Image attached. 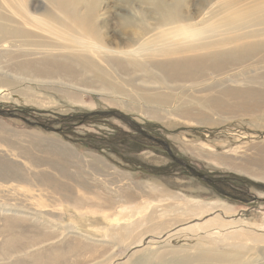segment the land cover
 I'll return each instance as SVG.
<instances>
[{"label": "rangeland", "instance_id": "rangeland-1", "mask_svg": "<svg viewBox=\"0 0 264 264\" xmlns=\"http://www.w3.org/2000/svg\"><path fill=\"white\" fill-rule=\"evenodd\" d=\"M27 3L38 8L37 13L42 10L35 0ZM132 3L134 10L147 11L149 7L147 3ZM113 6V0H102L100 7H106L110 15H102V20L106 18L107 29L121 30ZM11 48L8 44L0 48V109L16 108L24 113L18 112L14 118L0 115V264H11L16 258L30 262L31 253L47 255L49 251L60 255V264H84L92 258L108 264L111 256H118L132 241L136 244L109 264H176L178 257L202 251L217 257L237 251L244 264H264V181L228 170L233 167L260 173L264 98L253 97L260 105L250 113L242 112L241 105L201 108L215 122L201 125L189 122L192 120L179 112L187 100L201 94L190 91L187 98L173 104L176 111L166 115L168 122L150 120L136 103L126 109L109 104L107 93L111 92L96 83L74 86L59 76L47 79L18 73L13 64L23 57L5 52ZM261 57L250 60L254 67L245 76L263 75ZM109 71L132 93L120 74ZM13 79L21 84L8 87ZM156 85L155 89H160ZM255 86L259 90L264 87L262 81ZM245 87L254 86L244 84L241 88ZM21 88L30 89L37 98L21 95L17 92ZM104 110L121 111L164 138L177 157L214 179H223L227 190L240 194L241 200L192 177L173 163L164 149L134 150L133 146H141L122 139L133 132L126 122L114 116L81 119L84 113ZM21 117L50 124L60 132L30 125ZM37 136L52 137L66 145L61 148L65 153H48L35 145ZM150 214L155 216L153 223H184L160 235L139 238V229L148 225L145 217ZM212 217L220 223L213 221L204 230L180 231ZM7 221L14 222V227L9 229ZM134 224L138 228L134 229ZM122 225L130 227L119 231ZM42 230L46 238L38 237ZM11 232L23 238V245L6 251L2 245ZM32 237L37 240L35 245ZM174 250L176 254L170 252Z\"/></svg>", "mask_w": 264, "mask_h": 264}, {"label": "bare ground", "instance_id": "bare-ground-1", "mask_svg": "<svg viewBox=\"0 0 264 264\" xmlns=\"http://www.w3.org/2000/svg\"><path fill=\"white\" fill-rule=\"evenodd\" d=\"M27 1L0 0V48L8 44L12 48L6 53L23 57L13 64L18 73L47 79L59 76L74 86L93 82L111 92L107 93L111 98L109 104L126 109L130 103H136L139 106L136 108L145 111L148 119L167 122L166 115L176 111L173 104L187 98L190 91L201 94L190 98L195 102L187 100L179 112L192 120L189 122L201 125L214 122L201 108L241 105L242 112L250 113L260 105L253 97L264 98V87L259 90L255 86L260 81L264 85V73L245 76L246 71L254 67V64L249 65L250 60L260 54L259 61L264 59V0L246 3L241 0H113L114 18L121 30L107 29L105 19L110 15L106 7H100L102 0H35L42 6L40 13H37L38 8H30ZM132 2L147 3L149 7L147 11L134 10ZM102 15L107 17L102 20ZM109 69L122 76L119 78L132 93L125 91L121 81L116 82ZM12 82L8 87L21 84V80ZM155 83L160 89H155L158 86ZM244 84L255 88H241ZM17 92L37 98L30 89L21 88ZM122 98H127L128 102ZM50 139L37 136L35 145L48 153L63 155L65 151L61 148H67L66 145ZM258 166L260 173L257 174L233 167L228 170L264 181V161H259ZM227 210L226 214L230 211ZM154 217L153 214L145 217L151 224L139 229V238L145 234L160 235L184 223L181 220L175 224L168 220L153 223ZM219 220L212 217L180 231L204 230L211 222ZM7 223L9 229L14 227V222ZM129 227L122 225L119 231L124 232ZM39 233L38 237L46 238L43 230ZM32 241L35 245L37 240ZM134 242H130L129 247L134 246ZM22 245L23 238L11 232L2 247L8 251L13 247L20 249ZM125 251L111 256L108 264ZM170 252L176 254L175 250ZM237 253L217 257L202 251L180 256L175 263L244 264ZM29 259L30 262L16 258L11 264L61 263L60 255L52 251L47 255L33 252ZM84 264H102V260L92 258Z\"/></svg>", "mask_w": 264, "mask_h": 264}, {"label": "water", "instance_id": "water-1", "mask_svg": "<svg viewBox=\"0 0 264 264\" xmlns=\"http://www.w3.org/2000/svg\"><path fill=\"white\" fill-rule=\"evenodd\" d=\"M17 111L23 112V110L21 111L20 109H16V108L15 109H0V115L1 116H7L10 118H14V117H18V115L16 114ZM90 116H102V117L103 116H114V117H116V118H118V119H120L126 123H130L133 121L126 114H124L118 110H104V111H94V112L84 113L82 115L81 119L84 120V118L90 117ZM21 119L30 125H38V126L44 128L46 130L59 132L58 128H54L50 124H44V123H39L36 121H30V120H27L26 118H23V117H21ZM158 141L161 144L162 149H164L167 152L169 158L176 165H179L180 167L185 168L192 177L197 178L200 181L206 183L207 185L211 186L212 188H214L218 192H221L222 194H224L226 196H230V195L224 193L222 190L221 191L219 190L220 189L219 181H217L216 179L211 177L209 174H206V173L199 171L194 166L188 164L184 159L177 157L175 154H173L171 152L169 146H168L167 141H165V140H158ZM230 197H233V196H230Z\"/></svg>", "mask_w": 264, "mask_h": 264}, {"label": "flooded vegetation", "instance_id": "flooded-vegetation-1", "mask_svg": "<svg viewBox=\"0 0 264 264\" xmlns=\"http://www.w3.org/2000/svg\"><path fill=\"white\" fill-rule=\"evenodd\" d=\"M18 112H16V114L18 115ZM20 113H24V112H19ZM132 120V119H131ZM134 121V120H133ZM130 122V123H127V125L133 129V132H130V134L126 133V138H122V139H126V142L129 141V142H136L137 144H139L141 147H136V146H133L132 148L134 150H138V151H142L144 149L142 148H147L149 150H154V149H162L161 147V144L159 143L158 140H165L164 138L160 137V136H157L155 134H153V132L149 129H147V127H141L139 126L135 121L134 122ZM145 140V141H144ZM169 146V145H168ZM171 152L173 153V150H172V147L169 146ZM164 153V151H163ZM167 154V152H165ZM174 154V153H173ZM168 155V154H167ZM176 155V154H175ZM137 168H140V167H137ZM183 170H186L185 168L181 167ZM217 181H219V186H220V191L222 190L224 193L230 195V196H233L236 200H241L239 199V195L240 194H236V192L234 191H228L226 186H225V182L223 179H220V178H217L216 179ZM233 188L232 185H229ZM231 188V189H232ZM228 191H226V190ZM243 201V200H242Z\"/></svg>", "mask_w": 264, "mask_h": 264}, {"label": "trees", "instance_id": "trees-1", "mask_svg": "<svg viewBox=\"0 0 264 264\" xmlns=\"http://www.w3.org/2000/svg\"><path fill=\"white\" fill-rule=\"evenodd\" d=\"M60 132V131H59Z\"/></svg>", "mask_w": 264, "mask_h": 264}]
</instances>
